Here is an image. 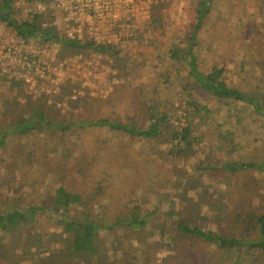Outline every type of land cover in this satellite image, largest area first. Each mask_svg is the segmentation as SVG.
Listing matches in <instances>:
<instances>
[{
	"label": "trees",
	"instance_id": "1",
	"mask_svg": "<svg viewBox=\"0 0 264 264\" xmlns=\"http://www.w3.org/2000/svg\"><path fill=\"white\" fill-rule=\"evenodd\" d=\"M165 1L167 3L174 0ZM223 1L196 0L198 8L196 18L191 24L190 31L181 38L182 41L186 39L187 43L179 42L168 52L170 59L179 66V70L181 68L187 70L185 77L198 90L197 98L186 92L189 108L183 109L176 102L170 106L168 112H164L162 111L164 104L159 103L163 112L160 113L156 110V88L152 90L153 92L148 90L142 96L145 97V102L150 98L148 103H144L148 105V111H144V114L148 116V112L151 113L148 124L128 125L118 121L111 122L108 118L97 121H71L62 116L57 106L58 102L66 100L71 87H68L64 94L33 99L25 91L22 82H9V92L4 99L1 112L0 149L5 153H2L0 159L4 163L10 158L11 162L7 168L13 176L8 173L3 174L4 176L0 174L3 180L0 183V264H41L39 260L42 258L39 257L31 258L32 262H29L31 261L29 255L24 248H20L24 246L18 243L21 229L28 231L35 227L39 213L44 215L52 213L58 217L57 226L62 228L58 236L63 245L60 250L55 249L44 258L47 259V264H92V259L100 254L101 232L105 230L118 234L119 229L124 228L128 236V233L132 234V231L140 230L149 223L152 212L142 213L141 206L134 203L133 206L124 207L120 221L104 224L94 218L89 208L91 202L86 196L79 192H70L64 186L52 191L51 204L24 208L27 204V185L34 188L36 194V188L41 185L40 178L46 174L42 168H49L58 152L65 157L70 155L81 137L77 135L73 139V134L86 131L88 128L114 131V137H138L156 141H161L164 129L170 128L167 138L185 152L194 151L198 146L201 129L209 131L212 137L207 143L210 145L214 138L217 139L218 145L213 144L217 147V152L223 149L227 155L219 157L217 161L213 160L212 166L207 164L204 169L198 170L216 172L219 179L221 174L225 179H229L230 183L225 184L223 195L236 203L228 208L229 204L214 201L212 197L206 199L204 194L195 198H185L187 207L185 216L181 212L182 208L177 209L176 202H172L168 208L169 228L172 232L161 231L158 235L161 242L156 241V254L166 246L171 248V252L160 264H264V138L256 141L257 147H252L254 148L252 152L247 145L248 141L236 136V131L240 128L244 137H249L247 134L250 135L252 131L248 125L254 123L255 117H260V123L264 127V85L240 89L230 82L231 69L228 63H233L234 55L231 52L225 54L222 49L233 50L234 42L241 38L239 26L242 25V21L239 16L240 10L237 9L240 8L241 2H232L235 8L233 6L230 8L229 15L220 16L217 11L219 4L220 7L223 6ZM262 1L261 4L264 6V0ZM52 2L53 0H0V23L15 32L24 43L36 42L43 48L60 45V56H87L95 53L113 57L120 68L127 64V58H120L121 50L118 46L97 43L89 38L79 40L62 35L57 23L59 12L52 8ZM164 3L154 5V19L151 23L155 30L161 32L160 37L164 35L166 25L160 9L165 6ZM38 4L45 5L44 12L25 14L26 8ZM246 10L245 7L242 8V13L245 14ZM232 19L236 23L230 22ZM261 37L264 39V35ZM263 47L264 44H261L257 48L262 54ZM211 55H215L216 60L213 65L208 66L205 56ZM244 69V62L237 67L240 74ZM146 94L152 96L149 95L147 98ZM173 117L177 120L185 119L186 126L183 129L175 127L170 122ZM111 139L100 140L101 144L93 149L80 143L84 150L81 149L75 155L74 162L78 155L83 153L92 156L89 157L88 163L73 165L74 162L65 160L60 168L67 171L83 167L89 172L100 166L96 153L102 146H114L115 142ZM114 147L122 151L119 144ZM213 151L214 148L210 145L206 155L208 160ZM173 152L171 148V153ZM48 155L54 157L48 158ZM132 157L137 156H129L127 160L131 161ZM147 160L149 164H154L151 159ZM129 161L126 164L127 168L133 166ZM156 171L159 172L156 173V177L163 178V171L158 169L157 165ZM249 173H256L261 178L251 181ZM241 174L245 177L240 180L242 183H237L234 179ZM166 178H170L169 173L166 174ZM134 186L138 187L137 184ZM192 188L196 186L193 184ZM110 189L96 187L92 200H96L103 193L108 194ZM73 208L76 211L74 215L71 214ZM158 210L156 214H159ZM177 214L178 217H175ZM213 224H216L217 229L212 227ZM29 243L39 251L42 237L38 236V248L37 245ZM121 247L125 249L124 246ZM148 257L149 255L146 259ZM146 262L150 264L149 260ZM115 264L134 262L125 258Z\"/></svg>",
	"mask_w": 264,
	"mask_h": 264
},
{
	"label": "rangeland",
	"instance_id": "2",
	"mask_svg": "<svg viewBox=\"0 0 264 264\" xmlns=\"http://www.w3.org/2000/svg\"><path fill=\"white\" fill-rule=\"evenodd\" d=\"M164 1L53 0L51 3L52 8H56L59 12L60 17L57 23L62 35L66 37L74 35L79 40L89 38L98 43L111 41V44L118 46L121 50L120 58L128 59L123 68L118 67L116 60L111 56L90 53L87 56L65 57L60 56L61 49L58 44L43 48L36 42L24 43L15 32L0 23V122L4 99L9 92L8 84L11 81L22 82L25 91L33 99L64 94V91L71 87L66 100L58 102L57 106L62 116L76 122L108 118L111 122L118 121L128 125L148 124L151 113L148 112V116L144 114L148 108V105L144 103H148L150 98L145 102V97L142 98V96L148 90L153 92L154 88H156L158 112H168L170 106L176 102L183 109L189 108L186 92L195 95V98L199 92L191 81H187L185 77L187 70L183 68L179 70V66L170 59L168 52L179 42L187 43L186 39L182 41L181 38L191 29L198 10L197 3L196 0H174L167 3ZM234 1L241 2V9L237 8L240 10L239 16L242 21V25L239 26L241 38L234 42L233 50L222 49L223 53L231 52L234 55L233 63H228L231 69L230 82L240 89L247 86L257 88L264 85V54L257 50L261 44H264V39L261 37L264 35V6L261 4L263 1L224 0L223 6L220 7L219 4L218 14L229 15L228 12L231 11ZM163 3L165 6L160 9L166 25L164 35L160 37L161 32L155 30L151 23L154 19V5ZM244 7L247 9L245 14L242 13ZM45 8V5L38 4L35 7L26 8L25 14L35 11L44 12ZM230 22L236 23L233 19ZM8 45L15 47L16 50H23L24 54L29 52L26 47L32 46L37 53L38 62L40 64L46 62L50 66L49 71L43 77L34 74V78L27 82L23 77L24 71L21 64L8 59L6 51ZM205 58L208 66L213 65L216 60L215 55L205 56ZM243 62L245 69L240 74L237 67ZM180 79L186 81L182 82ZM149 95L152 96V94L145 96L148 98ZM203 99L202 96V101ZM159 103L165 106L162 111ZM254 119V123L248 125L252 131L250 135L247 134L249 137H244L240 128L236 131L237 137L248 141L247 145L252 152L257 147L258 140L264 138V127L260 123V117ZM170 122L182 129L187 124L185 119L177 120L174 117L170 119ZM169 130L170 128L164 129L161 141L138 137H114V131L101 128H88L86 131L73 134V139L77 135L81 136L79 142L75 143L70 155L65 157L58 152L51 166L42 168L46 174L40 178L41 185L36 188L37 193L35 194L34 188L29 184L27 185V204L24 208L31 205L43 207L51 204L52 191L60 186H64L70 192H79L86 196L91 202L89 208L94 218L104 224L117 223L122 219L124 207L138 204L141 206L142 213L152 212L149 223L140 230L132 231V234L128 233V236L124 228L119 229V235L105 230L101 232L100 254L92 259V264H115L125 258L133 261L134 264H148L146 260H149L150 264H156V262L160 264L171 252V248L166 246L156 254V241H159L158 235L161 231L172 232L169 228L168 210L172 202H176L177 209L182 208L181 212L185 216L187 213L185 198H195L204 194L206 199L212 197L214 201L229 204L228 208L236 203L223 195V190L226 189L225 184L230 183L229 179H225L222 174L219 179L216 172L198 170L204 169L207 164L212 166L213 160L217 161L219 157L227 155L223 149L217 152V147L213 144L218 145V140L214 138L210 144L214 151L208 160L206 155L210 145L207 142L212 137L209 131L201 129L200 136L198 135V146L194 151L185 152L167 138ZM103 139L113 140L114 146L119 144L122 151L112 145L102 146L97 153L95 152L100 166L89 172L83 167L67 171L60 168L65 160L74 162L75 155L81 149L84 150L83 146L87 148L90 146L93 149L101 144L100 140ZM80 143L81 145L83 143V148L80 147ZM171 148L174 150L173 154ZM2 153L5 151L0 149V157ZM133 155L137 157H132L131 161L127 160V157ZM47 157L53 158L54 155ZM89 157L92 156L81 153L73 165L87 162ZM148 158L154 164H149ZM8 160L3 163L0 159V174L8 173L13 176L7 168L11 162L10 158ZM127 161L133 166L127 168ZM102 162L104 164L101 165ZM156 165L163 171V178L156 177V173H159L156 171ZM167 173L170 174L169 179L166 178ZM244 177L241 174L234 180L242 183L240 180ZM248 177L251 181L261 178L256 173H249ZM2 181L0 176V183ZM136 184L138 187L134 186ZM193 184L196 188H192ZM98 186L103 190L111 189L108 194L103 193L93 201L92 196ZM114 193L118 195L115 196ZM156 210L160 211L159 214L155 213ZM75 213L73 208L71 214ZM175 217H178V214ZM57 223L58 217L52 213L49 215L39 213L35 227L28 231L21 229L18 234V243L24 246L20 248H24L29 259L39 257L42 258L39 260L41 264H47V259L44 258H47L55 249H61L63 243L58 235L61 234L62 228H59ZM212 227L217 229L216 224ZM38 236L42 237L39 251L29 245L31 242L38 248ZM40 252L43 253L39 254ZM145 255L149 257L146 259ZM32 259L29 262H32Z\"/></svg>",
	"mask_w": 264,
	"mask_h": 264
},
{
	"label": "built area",
	"instance_id": "3",
	"mask_svg": "<svg viewBox=\"0 0 264 264\" xmlns=\"http://www.w3.org/2000/svg\"><path fill=\"white\" fill-rule=\"evenodd\" d=\"M68 37L77 39L74 35ZM102 44H111V41L102 42ZM26 48L29 51L27 54H24L23 50H16L15 47L10 45L6 47V51L8 52V59L11 62L15 61L21 64L22 70L24 71L23 77L29 82L30 79L34 78V74L43 77L49 71L50 66L46 62L42 64L38 62L36 57L37 53L32 46H27Z\"/></svg>",
	"mask_w": 264,
	"mask_h": 264
}]
</instances>
